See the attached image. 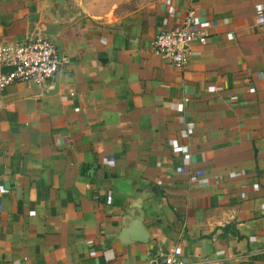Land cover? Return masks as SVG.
<instances>
[{
	"label": "crops",
	"instance_id": "0c3cea01",
	"mask_svg": "<svg viewBox=\"0 0 264 264\" xmlns=\"http://www.w3.org/2000/svg\"><path fill=\"white\" fill-rule=\"evenodd\" d=\"M76 4L53 80L0 94V264H264V0ZM58 6L0 0V42ZM189 7L180 69L151 43Z\"/></svg>",
	"mask_w": 264,
	"mask_h": 264
},
{
	"label": "built area",
	"instance_id": "2783aa9c",
	"mask_svg": "<svg viewBox=\"0 0 264 264\" xmlns=\"http://www.w3.org/2000/svg\"><path fill=\"white\" fill-rule=\"evenodd\" d=\"M213 21L187 8L179 22L158 33L151 50L167 64L183 69L192 56V47L206 44ZM56 43L50 37L39 36L15 43L0 42V94L14 84L46 87L60 68ZM149 264H184L169 252Z\"/></svg>",
	"mask_w": 264,
	"mask_h": 264
},
{
	"label": "water",
	"instance_id": "95a60500",
	"mask_svg": "<svg viewBox=\"0 0 264 264\" xmlns=\"http://www.w3.org/2000/svg\"><path fill=\"white\" fill-rule=\"evenodd\" d=\"M56 3L59 6L57 7V10L54 12V14H51V13L47 14L50 22L40 25L38 14H33L29 17L28 30H27V33L29 36H32V38L37 37V36L55 37L57 33L65 25L72 22L73 20H76L83 14L82 10L79 9L77 6L76 0H69L68 2L69 7H66L63 4L62 0H56ZM56 45L58 48L59 58L61 59L62 57H61V49H60L59 43L56 42ZM140 240H144V239H140Z\"/></svg>",
	"mask_w": 264,
	"mask_h": 264
}]
</instances>
